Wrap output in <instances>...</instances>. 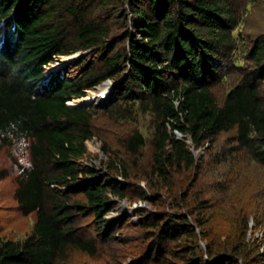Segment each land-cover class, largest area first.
<instances>
[{"label":"trees","instance_id":"1","mask_svg":"<svg viewBox=\"0 0 264 264\" xmlns=\"http://www.w3.org/2000/svg\"><path fill=\"white\" fill-rule=\"evenodd\" d=\"M121 1L0 0V145L26 147L25 162L15 161L14 199L23 215L35 216L21 240L0 233V264H71L72 254L100 256L101 245L118 241L117 225L104 215L112 197H126L117 177L130 173L125 157L105 146L108 173L85 164L98 112L115 120L150 114L149 190L171 194L174 176L198 167L187 137L210 150L228 134L219 162L235 172L244 157L264 170V32L241 33V0H126L130 14L116 40L111 21ZM81 52L90 54L50 69L56 57ZM106 80L113 84L108 107L69 104ZM227 83L219 101L214 87ZM118 142L137 164L146 137L134 130ZM7 174L0 170V180ZM90 215L93 235L82 226ZM140 216L157 238L148 261L234 263L211 246L199 251L187 215Z\"/></svg>","mask_w":264,"mask_h":264},{"label":"rangeland","instance_id":"2","mask_svg":"<svg viewBox=\"0 0 264 264\" xmlns=\"http://www.w3.org/2000/svg\"><path fill=\"white\" fill-rule=\"evenodd\" d=\"M121 5L120 11L113 13L111 21V37L116 40L123 36L126 30L124 21L130 14L126 8V0H122ZM236 7L242 19L239 30L244 37L264 32V0H241ZM123 12L124 15L121 16ZM89 54L81 52L69 57L76 58ZM61 58L68 57H56L51 67L58 66ZM235 76L236 74H230L228 78ZM107 82L111 83L108 80L104 81L95 89L88 90L86 96L92 91L98 94L99 87ZM227 89L228 83L214 87L219 101ZM105 101L92 105L99 109L106 108L108 103ZM93 129L94 137L86 142L85 164L93 165L103 174L108 173V155L103 151L105 146L106 151L110 153L113 151L125 157L130 176L127 179L117 177L126 197L124 199L112 197V208L104 215L105 220L117 225L113 233L118 241L101 245L103 252L100 251V256L72 254L71 264H108L113 261V256L123 264H156L154 261H148L145 254L155 246L157 238L143 227L140 213L144 215L145 222H151L153 217L164 215H187L190 224L195 228L199 251L205 253L211 246L219 250L221 255L231 256L234 261L232 264H264V170L244 157H240L235 172H232L229 162H219L218 155L223 148L228 147L226 144L228 134H220L210 150L206 146L196 149L187 137L186 143L194 154L198 167L191 172L174 176L172 192L166 194L165 191L149 190L148 183L143 179L150 164L149 140L152 135L150 114L138 110L129 119L115 120L98 112L93 120ZM134 130L142 133L147 140L137 157V164L136 157L133 162L120 148L118 142L121 137ZM174 134L177 139L183 137L178 132ZM26 157L27 150L23 143L12 147L0 145V170H6L8 173L7 177L0 180V233L12 240L25 238L32 231L35 219L33 213L23 215L14 199L15 161L23 164ZM141 191L147 192L145 196L140 197ZM82 223L89 231L87 233L93 235L95 225L93 217L91 215L84 217ZM164 245H169L176 254H179L180 247L177 243L167 242ZM168 257L174 258L169 255Z\"/></svg>","mask_w":264,"mask_h":264},{"label":"bare ground","instance_id":"3","mask_svg":"<svg viewBox=\"0 0 264 264\" xmlns=\"http://www.w3.org/2000/svg\"><path fill=\"white\" fill-rule=\"evenodd\" d=\"M111 87H112L111 83L109 82L104 83L101 87H99L98 94H94V92L92 91L93 93L92 92L89 93L88 96L82 97L78 100L70 101L69 104L70 105H78L80 103H85V105L87 104L98 105L99 103L101 104V102L105 101V99L108 98Z\"/></svg>","mask_w":264,"mask_h":264},{"label":"water","instance_id":"4","mask_svg":"<svg viewBox=\"0 0 264 264\" xmlns=\"http://www.w3.org/2000/svg\"><path fill=\"white\" fill-rule=\"evenodd\" d=\"M112 86H113V84H112ZM83 105H85V103H80L78 105H73V106H83Z\"/></svg>","mask_w":264,"mask_h":264},{"label":"clouds","instance_id":"5","mask_svg":"<svg viewBox=\"0 0 264 264\" xmlns=\"http://www.w3.org/2000/svg\"><path fill=\"white\" fill-rule=\"evenodd\" d=\"M54 61H55V59H54ZM54 63V62H53ZM108 81H110V80H108ZM111 84H112V82H111ZM112 88V87H111ZM110 93V92H109ZM73 106V105H72Z\"/></svg>","mask_w":264,"mask_h":264}]
</instances>
